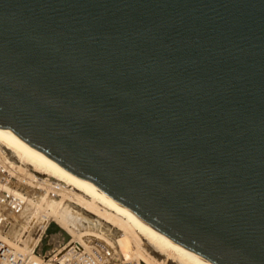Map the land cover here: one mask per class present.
<instances>
[{
	"label": "water",
	"instance_id": "obj_1",
	"mask_svg": "<svg viewBox=\"0 0 264 264\" xmlns=\"http://www.w3.org/2000/svg\"><path fill=\"white\" fill-rule=\"evenodd\" d=\"M0 132L209 264H264V0H0Z\"/></svg>",
	"mask_w": 264,
	"mask_h": 264
},
{
	"label": "bare ground",
	"instance_id": "obj_2",
	"mask_svg": "<svg viewBox=\"0 0 264 264\" xmlns=\"http://www.w3.org/2000/svg\"><path fill=\"white\" fill-rule=\"evenodd\" d=\"M0 214L11 218L7 243L30 242L45 226L40 252L86 235L104 237L140 264H209L130 216L105 193L16 146L0 132ZM38 259V258H37Z\"/></svg>",
	"mask_w": 264,
	"mask_h": 264
},
{
	"label": "built area",
	"instance_id": "obj_3",
	"mask_svg": "<svg viewBox=\"0 0 264 264\" xmlns=\"http://www.w3.org/2000/svg\"><path fill=\"white\" fill-rule=\"evenodd\" d=\"M10 225L11 218L0 214V264H140L134 258L122 256L104 237L95 235L60 243L58 247H52L48 255L41 254V249L48 246L45 244L46 225L37 227L30 242L25 244L17 239L13 245L3 236Z\"/></svg>",
	"mask_w": 264,
	"mask_h": 264
}]
</instances>
